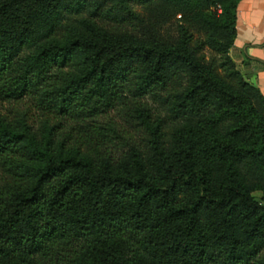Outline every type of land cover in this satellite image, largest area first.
<instances>
[{
    "label": "trees",
    "instance_id": "trees-1",
    "mask_svg": "<svg viewBox=\"0 0 264 264\" xmlns=\"http://www.w3.org/2000/svg\"><path fill=\"white\" fill-rule=\"evenodd\" d=\"M237 1L0 0V264H264Z\"/></svg>",
    "mask_w": 264,
    "mask_h": 264
},
{
    "label": "crops",
    "instance_id": "crops-1",
    "mask_svg": "<svg viewBox=\"0 0 264 264\" xmlns=\"http://www.w3.org/2000/svg\"><path fill=\"white\" fill-rule=\"evenodd\" d=\"M228 55L242 77L264 95V0H238Z\"/></svg>",
    "mask_w": 264,
    "mask_h": 264
},
{
    "label": "rangeland",
    "instance_id": "rangeland-1",
    "mask_svg": "<svg viewBox=\"0 0 264 264\" xmlns=\"http://www.w3.org/2000/svg\"><path fill=\"white\" fill-rule=\"evenodd\" d=\"M6 106H7V104H6ZM5 107V106H4ZM110 113L114 116V112L111 110L110 111ZM115 117H117V115H115ZM251 193H252V195L255 197V198H257V199H260V194H261V191L259 190V189H253L252 191H251Z\"/></svg>",
    "mask_w": 264,
    "mask_h": 264
}]
</instances>
